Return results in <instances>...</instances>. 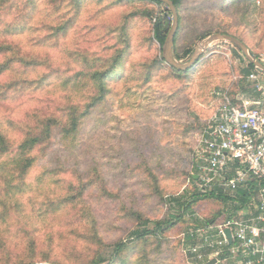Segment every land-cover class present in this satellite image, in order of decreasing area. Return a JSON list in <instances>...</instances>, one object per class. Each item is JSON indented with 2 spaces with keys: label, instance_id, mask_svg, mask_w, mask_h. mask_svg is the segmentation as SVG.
Segmentation results:
<instances>
[{
  "label": "rangeland",
  "instance_id": "1",
  "mask_svg": "<svg viewBox=\"0 0 264 264\" xmlns=\"http://www.w3.org/2000/svg\"><path fill=\"white\" fill-rule=\"evenodd\" d=\"M178 11L174 47L192 48L179 62L220 33L240 38L264 65V0H181ZM157 16L170 30L167 6L149 0H1L0 44L7 49L0 65L8 69L0 76V131L12 145L0 156L1 263L29 257L34 264H85L122 240L130 243L118 264H229L213 255L193 261L183 247L189 229L220 223L236 208L229 200L194 202L160 238L131 236L137 212L153 227L178 214L167 196L200 189L198 139L222 95L257 94L238 76L249 60L225 39L210 42L195 68L176 78L153 37ZM104 69L111 76L99 94L91 75ZM73 108L90 111L74 137L43 139L20 172L22 161L13 157L20 139L61 128Z\"/></svg>",
  "mask_w": 264,
  "mask_h": 264
},
{
  "label": "built area",
  "instance_id": "2",
  "mask_svg": "<svg viewBox=\"0 0 264 264\" xmlns=\"http://www.w3.org/2000/svg\"><path fill=\"white\" fill-rule=\"evenodd\" d=\"M238 76L259 97L233 100L226 92L222 95L198 139L197 183L207 192L214 186L235 191L247 181L256 182L258 213L247 218L241 212L189 229L183 247L193 261L213 255L234 258L238 264H264V74L254 68Z\"/></svg>",
  "mask_w": 264,
  "mask_h": 264
},
{
  "label": "trees",
  "instance_id": "3",
  "mask_svg": "<svg viewBox=\"0 0 264 264\" xmlns=\"http://www.w3.org/2000/svg\"><path fill=\"white\" fill-rule=\"evenodd\" d=\"M151 2H154L156 4H163L164 3L157 1V0H149ZM176 10H177V15H178V27H177V31L175 33L174 36V41H173V54L177 59H182L183 57H186L188 55H190V53L192 52V48L191 47H187L185 48L182 53H178L174 47L176 38H177V34L180 28V16H179V5L181 3V0H172ZM1 3V0H0ZM153 37L158 41V43L161 45H163L167 32H168V28H166L165 26V17H159L157 16L155 19V22L153 23ZM226 33V32H224ZM237 39H239L240 41H242L240 38H238L237 36H234ZM243 42V41H242ZM7 47H5L3 44H0V53L3 52V50H6ZM162 60H164L162 58ZM161 63V60H155V62L152 63V65L154 67H158ZM197 63H195L191 68L187 69V70H178L170 65H168V69L169 71L174 74L176 76V78H179L183 73L189 72L192 69L195 68V65ZM151 66V65H150ZM254 65L250 62H248V65L246 67H244L242 69V73L243 74H247L250 70L254 69ZM8 69V66L2 64L0 65V76L3 75L5 73V71ZM109 69H104V70H100V71H93L91 77L94 80L95 83V87H97V92L99 94H103L106 93L107 88H106V83L107 80L110 78V74L108 73ZM147 80H149L151 78V71L150 68L147 69ZM242 82H245L244 80H242ZM228 93V91H227ZM230 94V91H229ZM221 97V96H220ZM101 95L97 96L96 98L93 97V102L94 105H97L98 100H100ZM232 98V97H231ZM221 99V98H220ZM234 100V99H233ZM77 110V109H76ZM73 108V111L71 113H69L70 117H67L66 120V124H64L63 126L60 127H53V126H45L43 128V130H34V131H30L28 134L26 133L24 135V137H22V139H20L19 143L17 144V148H16V152L17 155L19 157L15 155L13 156L15 160H19L22 161L21 165H20V172L26 170L28 167H30V159L31 158H26L27 153L31 151L32 148H35L37 146H39L41 143L45 142L43 139L48 138L49 136H51L52 134H55V132L57 134H60L62 136H72L74 137L75 135V131L79 125V119L81 116H84L85 114L89 113V110H81L79 114H77L76 111ZM32 128H29V130H31ZM11 142L8 139V137L0 131V156H4L5 154L10 152V148H11ZM21 157V158H20ZM21 159V160H20ZM191 177H193V175H191ZM248 184V186H246ZM258 190V183L256 182H252V181H247L246 184H242L239 185L237 188H235V194L234 195H229L227 192H223V188L218 187V186H214L213 189H211L210 191H207V193H202L201 190L195 188L194 191L191 193L190 196H186L185 194L182 196H167L166 197V201L169 204V208L172 209L174 206H177L178 208V214H168V218H165L163 220H159V221H155L152 222L153 223V227H148L149 221L148 219H142L143 217L140 215V213L137 212L136 214V218L138 220V226L136 229H134L131 232V236H133V240L139 241V240H143L146 238H149L150 236H153L154 238H160L162 236V234L164 233L165 230L169 229L170 227H172L175 223L174 220H178L180 219L185 213H192V208H193V203L197 202L198 200H202L204 198H213V199H223L224 201H232L235 202V209H231L229 211V215H232L234 213H236V209H239L240 205H243L246 203V199L248 198V196H250L252 193L256 194ZM211 222V221H210ZM31 243V242H30ZM130 243V242H129ZM129 243H126L122 240H118L116 242H113L111 244H108L110 246H108L109 248V252L106 255H101L98 254L97 257H93L90 261L86 262L85 264H101L103 262H106L107 264H118L117 260L119 257H121L122 253L124 251H126L129 247ZM101 244H105L102 243ZM31 246H33V243H31ZM100 250V249H99ZM99 250H97L96 253L99 252ZM32 257H33V253H31ZM8 255H6L7 257ZM95 256V255H94ZM34 258V257H33ZM8 260L4 261L5 263H1L0 264H13L11 263V259H9L7 257ZM227 260H229V264H234V259L231 260V258H227ZM17 264H34L33 260L31 258H26V259H20Z\"/></svg>",
  "mask_w": 264,
  "mask_h": 264
},
{
  "label": "water",
  "instance_id": "4",
  "mask_svg": "<svg viewBox=\"0 0 264 264\" xmlns=\"http://www.w3.org/2000/svg\"><path fill=\"white\" fill-rule=\"evenodd\" d=\"M160 1L162 3H164L168 10L171 12L172 14V24L170 27V30L165 38L164 44H163V52H164V58L167 62L168 65L178 69V70H187L189 68H191L195 63L198 62L200 55L202 54V52L205 50V48L207 47V45L217 39H225L228 40L229 42L233 43L234 45H236L243 53L244 55L247 57V59L249 60L250 63H252L254 65L255 68L259 69L263 74H264V65L261 63V61H259L253 54H251L246 45L241 42L240 40H238L237 38L230 36V35H225V34H220V33H216L214 35H211L209 38H207L201 47H199L192 55L191 59L187 62V63H181L179 62L176 57L173 54V41H174V36L175 33L177 31V27H178V15H177V10L176 7L173 3L172 0H157ZM167 14V13H165ZM196 177V175H195ZM225 235L228 239V243L231 244L232 243V237L230 234L229 229H225ZM216 263V259L212 258L210 259L206 264H215Z\"/></svg>",
  "mask_w": 264,
  "mask_h": 264
},
{
  "label": "crops",
  "instance_id": "5",
  "mask_svg": "<svg viewBox=\"0 0 264 264\" xmlns=\"http://www.w3.org/2000/svg\"><path fill=\"white\" fill-rule=\"evenodd\" d=\"M258 97H259V94L257 93L251 99H248V100L258 99ZM194 178H197V175ZM246 186H248V184ZM257 194H258V190H257L256 194L252 193L250 196H248V198L246 199V203L243 205H240L239 209H236V213H234L232 215H237L238 213L244 212V215L242 214L244 217L248 218L251 216H255L258 213V210H257ZM252 197H253V200H250V198H252Z\"/></svg>",
  "mask_w": 264,
  "mask_h": 264
}]
</instances>
